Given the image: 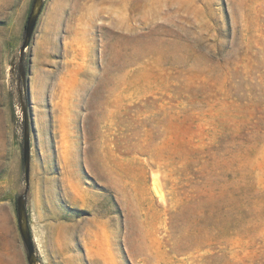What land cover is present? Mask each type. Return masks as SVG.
I'll return each instance as SVG.
<instances>
[{"label": "rangeland", "instance_id": "1", "mask_svg": "<svg viewBox=\"0 0 264 264\" xmlns=\"http://www.w3.org/2000/svg\"><path fill=\"white\" fill-rule=\"evenodd\" d=\"M33 3L0 0V264L21 195L37 264H264V0H44L24 81Z\"/></svg>", "mask_w": 264, "mask_h": 264}, {"label": "water", "instance_id": "2", "mask_svg": "<svg viewBox=\"0 0 264 264\" xmlns=\"http://www.w3.org/2000/svg\"><path fill=\"white\" fill-rule=\"evenodd\" d=\"M43 1L44 0H34L32 10L30 12L29 18L25 26V38L20 48V68H21L22 78L24 81L26 80V77H25V71L22 69V60L24 53L26 52V49L29 46L31 39L33 37L37 20L43 6ZM30 156H31L30 141L28 134H26L24 140V146H23V163H24L25 180L27 183V187L29 185V177H30ZM25 203H26L25 195H21L20 197H18L17 213H18L19 229L27 250L28 263L37 264L35 243L33 241V236L30 230Z\"/></svg>", "mask_w": 264, "mask_h": 264}, {"label": "bare ground", "instance_id": "3", "mask_svg": "<svg viewBox=\"0 0 264 264\" xmlns=\"http://www.w3.org/2000/svg\"><path fill=\"white\" fill-rule=\"evenodd\" d=\"M158 182L157 181H154V184H153V190H154V193L158 196V197H160V198H162L163 196H162V193H161V189H160V185L158 186V184H157ZM72 200H73V202H75L76 201V198H72ZM83 203H85V199H82L81 200ZM103 231V230H102ZM105 231V230H104ZM93 234V233H92ZM95 236H97V234L95 235ZM104 236V239H102V240H105V241H107V242H110V233L109 232H106L105 233V235H103ZM102 237V236H101ZM99 238V237H98ZM36 263H37V261H36Z\"/></svg>", "mask_w": 264, "mask_h": 264}]
</instances>
